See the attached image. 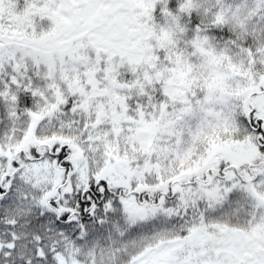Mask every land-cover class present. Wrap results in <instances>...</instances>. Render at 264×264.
I'll return each instance as SVG.
<instances>
[{
	"label": "snow or ice",
	"instance_id": "6c2138e0",
	"mask_svg": "<svg viewBox=\"0 0 264 264\" xmlns=\"http://www.w3.org/2000/svg\"><path fill=\"white\" fill-rule=\"evenodd\" d=\"M0 264H264V0H0Z\"/></svg>",
	"mask_w": 264,
	"mask_h": 264
}]
</instances>
